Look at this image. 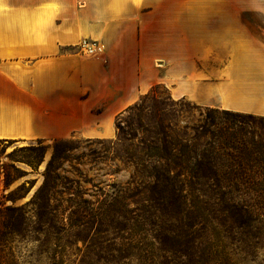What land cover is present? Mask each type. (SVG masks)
<instances>
[{"label": "trees", "instance_id": "obj_1", "mask_svg": "<svg viewBox=\"0 0 264 264\" xmlns=\"http://www.w3.org/2000/svg\"><path fill=\"white\" fill-rule=\"evenodd\" d=\"M158 88L126 110L139 118L146 109L153 113L126 153L135 167L132 181L72 211L74 226L90 223L91 231L97 225L95 242L77 264H242L239 252L256 248L264 236V117L206 108L197 123L182 124L176 107H184L171 96V102L159 100ZM64 142L55 140L46 182L23 205L16 202L25 186L10 189L23 173L14 163L23 160L12 157L15 151L8 155L13 163L0 156V189L9 190L0 192V264H17L2 250L24 237L34 216L40 224L56 217L48 183ZM26 150L37 159L29 165L44 160L41 144L20 149ZM59 256L53 251L49 264H59Z\"/></svg>", "mask_w": 264, "mask_h": 264}, {"label": "crops", "instance_id": "obj_2", "mask_svg": "<svg viewBox=\"0 0 264 264\" xmlns=\"http://www.w3.org/2000/svg\"><path fill=\"white\" fill-rule=\"evenodd\" d=\"M195 10L184 16L182 0H0V140L114 136L116 117L167 83L165 65L181 61L184 40L197 38ZM218 20L213 29L228 41L208 78L222 77L224 107L264 115V58L252 51L240 59L238 99L230 98V19ZM83 38L101 41L102 55L80 53Z\"/></svg>", "mask_w": 264, "mask_h": 264}, {"label": "rangeland", "instance_id": "obj_3", "mask_svg": "<svg viewBox=\"0 0 264 264\" xmlns=\"http://www.w3.org/2000/svg\"><path fill=\"white\" fill-rule=\"evenodd\" d=\"M191 2H193L192 8ZM182 5L184 16L190 14L189 9H192L195 14L197 6L199 18L197 38L184 40L182 60L175 64L167 63L165 65L168 71L167 83L155 85H159V100H167L171 96L173 100L179 101L185 109L181 112L180 107H176L180 114L179 121L182 124L192 125L201 119L206 108L232 110L224 107L220 99L222 77L208 78L212 71L215 72V69L222 65L220 47L223 41H228L213 27L217 26L218 19H227V17L230 19L231 30L228 37L231 44L229 65L232 91L230 98L238 99V86L241 82L240 59L243 56H249L248 53L252 51L259 62L264 58V0H182ZM240 27H246L253 33L252 36L248 32L246 36L238 33ZM77 49L80 52L78 47ZM254 66L250 67L254 68ZM192 81H197L199 86L192 89ZM245 82L243 84H249L248 80ZM249 87L250 85L247 89ZM173 89H178L182 94L172 95ZM168 101L171 102L170 99ZM127 109L122 112L123 116L119 120L120 128L117 122L118 116L116 117L115 134L109 138L88 137L74 133L65 137L47 135L0 140V156L3 163H13L8 155L14 151L12 157L23 160L14 163L23 173L19 174L10 187L12 190L22 184L25 186L19 189L22 198L16 202L18 205L30 202L46 182V172L54 154L55 140L66 141L58 147L63 152V158L54 163L48 183L50 187H53L51 194L54 206L58 208L56 217L51 219L50 215L48 223L40 224L37 220L38 216H34L24 237L15 241L11 249L3 248L2 250L3 253H13L17 264H49L50 257L56 250L63 253V257L57 258L60 261L59 264H77L85 256V247L95 242L94 232L97 225H94L91 231L88 230L90 223L77 222L79 227H76L73 223H76L78 218L74 217V220H71V215L72 211L79 206L78 203L82 206H91L90 203H96L105 194H111L118 185H125L132 181L135 167L126 153L128 150H133L132 144H137L136 137L144 136L143 127H148L151 123L150 117L153 113L152 109H146L139 118L132 112L130 116L126 112ZM255 115L264 117L261 114ZM39 144L45 147L44 160L41 163L29 165L27 161H37L35 154L27 150L20 151V149ZM0 188H3V184ZM8 191L0 189L1 193ZM26 208L31 214L36 211L32 204ZM257 243L256 248H251L248 253L239 252L242 264H264V236ZM246 248L249 249V247Z\"/></svg>", "mask_w": 264, "mask_h": 264}, {"label": "built area", "instance_id": "obj_4", "mask_svg": "<svg viewBox=\"0 0 264 264\" xmlns=\"http://www.w3.org/2000/svg\"><path fill=\"white\" fill-rule=\"evenodd\" d=\"M77 47L83 55L90 57H97L102 55L105 50V45L97 40L83 39L81 40Z\"/></svg>", "mask_w": 264, "mask_h": 264}]
</instances>
